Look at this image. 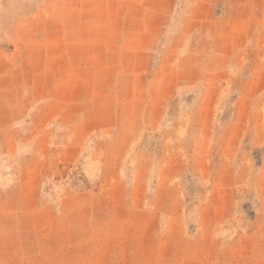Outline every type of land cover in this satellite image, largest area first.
Listing matches in <instances>:
<instances>
[{"label": "rangeland", "instance_id": "obj_1", "mask_svg": "<svg viewBox=\"0 0 264 264\" xmlns=\"http://www.w3.org/2000/svg\"><path fill=\"white\" fill-rule=\"evenodd\" d=\"M0 264H264V0H0Z\"/></svg>", "mask_w": 264, "mask_h": 264}]
</instances>
